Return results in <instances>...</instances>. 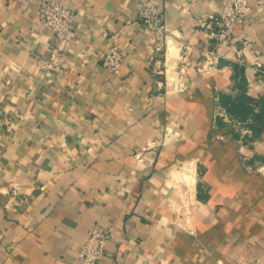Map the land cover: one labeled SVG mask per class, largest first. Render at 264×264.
<instances>
[{"label": "crops", "instance_id": "crops-1", "mask_svg": "<svg viewBox=\"0 0 264 264\" xmlns=\"http://www.w3.org/2000/svg\"><path fill=\"white\" fill-rule=\"evenodd\" d=\"M142 1L0 0V264H82L95 227L99 264H264V6L202 68L226 0H154L162 31ZM51 2L75 10L70 43L42 27ZM53 49L67 74L42 69Z\"/></svg>", "mask_w": 264, "mask_h": 264}, {"label": "built area", "instance_id": "built-area-1", "mask_svg": "<svg viewBox=\"0 0 264 264\" xmlns=\"http://www.w3.org/2000/svg\"><path fill=\"white\" fill-rule=\"evenodd\" d=\"M253 0H226L222 8L213 14H208L201 22L208 38L215 43V48L205 52L200 61L202 68L216 67L222 56V48L229 44L236 25L243 21L249 12ZM264 6V0H260ZM39 19L44 30L57 40L70 43L76 38L74 22L76 13L73 8L59 3H43L39 6ZM138 19L143 24L157 31H162L163 18L154 0H144L139 5ZM123 65V54L117 48H111L103 57L102 66L114 75H119ZM70 68V58L67 52L53 49L49 60L42 69L61 74H67ZM199 69V67H198ZM110 233L100 227H95L89 233L79 252L82 264H99L106 252ZM6 238L0 230V248Z\"/></svg>", "mask_w": 264, "mask_h": 264}, {"label": "trees", "instance_id": "trees-1", "mask_svg": "<svg viewBox=\"0 0 264 264\" xmlns=\"http://www.w3.org/2000/svg\"><path fill=\"white\" fill-rule=\"evenodd\" d=\"M227 103H230L231 106L229 110L231 112H234L238 115H241L243 119H247L249 113L251 112V108L248 104V102H243L241 104H236L235 102H230V100H227Z\"/></svg>", "mask_w": 264, "mask_h": 264}]
</instances>
